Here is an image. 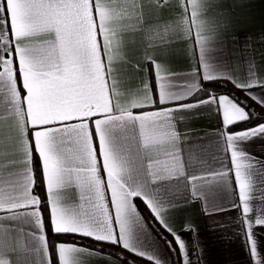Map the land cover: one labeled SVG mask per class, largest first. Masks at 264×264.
<instances>
[{"label": "snow or ice", "instance_id": "6c2138e0", "mask_svg": "<svg viewBox=\"0 0 264 264\" xmlns=\"http://www.w3.org/2000/svg\"><path fill=\"white\" fill-rule=\"evenodd\" d=\"M207 9L0 0V264H201L190 218L177 226L193 205L234 212L248 264H264V72L217 59ZM173 42H190L186 72ZM202 113L216 126L196 136Z\"/></svg>", "mask_w": 264, "mask_h": 264}, {"label": "crops", "instance_id": "0c3cea01", "mask_svg": "<svg viewBox=\"0 0 264 264\" xmlns=\"http://www.w3.org/2000/svg\"><path fill=\"white\" fill-rule=\"evenodd\" d=\"M170 2L176 4L178 0ZM207 4L206 16L210 28L204 35L208 36L218 49L213 53L217 59L235 76L245 75L249 60L254 63L256 70L264 72V0H207ZM190 48V42L187 46L182 42H173L167 46L171 71L188 70L191 63ZM158 51L164 49L159 48ZM190 126L197 130L193 135L199 136L210 132L216 126V120L214 116L202 113L191 121ZM260 147L259 141L249 146L254 153H258ZM234 216V212H224L212 217L204 216L199 212L198 205L177 210V226L179 227L185 218H190L195 232L199 233L204 245L201 264H248L249 256L234 234L235 225L232 223ZM213 221H219L225 227H214ZM255 231L264 232V229L257 227ZM105 256L108 254L105 253ZM261 256L264 257V251H261ZM171 259L173 264H176L175 255H171ZM110 260L115 264H123V261L117 260L116 257H110ZM93 264H109V259H97Z\"/></svg>", "mask_w": 264, "mask_h": 264}, {"label": "trees", "instance_id": "16d2710c", "mask_svg": "<svg viewBox=\"0 0 264 264\" xmlns=\"http://www.w3.org/2000/svg\"><path fill=\"white\" fill-rule=\"evenodd\" d=\"M222 83V82H221ZM229 88L231 87V86H228ZM169 239H171V237H169ZM105 247L107 248V247H109L108 245H105ZM114 251H120V249L119 248H116V249H113ZM125 255H128L127 253H125ZM131 259H134V257H130Z\"/></svg>", "mask_w": 264, "mask_h": 264}]
</instances>
